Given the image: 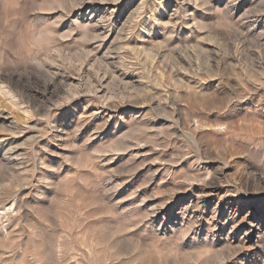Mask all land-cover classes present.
Returning a JSON list of instances; mask_svg holds the SVG:
<instances>
[{
    "label": "rangeland",
    "instance_id": "obj_1",
    "mask_svg": "<svg viewBox=\"0 0 264 264\" xmlns=\"http://www.w3.org/2000/svg\"><path fill=\"white\" fill-rule=\"evenodd\" d=\"M1 114L0 264H264V0H0Z\"/></svg>",
    "mask_w": 264,
    "mask_h": 264
},
{
    "label": "bare ground",
    "instance_id": "obj_2",
    "mask_svg": "<svg viewBox=\"0 0 264 264\" xmlns=\"http://www.w3.org/2000/svg\"><path fill=\"white\" fill-rule=\"evenodd\" d=\"M0 116H2V114H1ZM5 118H6V117H5Z\"/></svg>",
    "mask_w": 264,
    "mask_h": 264
}]
</instances>
